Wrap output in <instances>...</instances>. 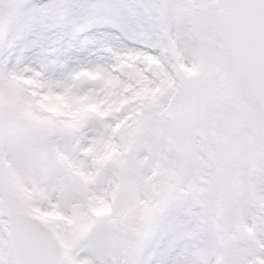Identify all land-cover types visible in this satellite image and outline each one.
<instances>
[{
    "label": "snow or ice",
    "instance_id": "1",
    "mask_svg": "<svg viewBox=\"0 0 264 264\" xmlns=\"http://www.w3.org/2000/svg\"><path fill=\"white\" fill-rule=\"evenodd\" d=\"M0 264H264V0H0Z\"/></svg>",
    "mask_w": 264,
    "mask_h": 264
}]
</instances>
